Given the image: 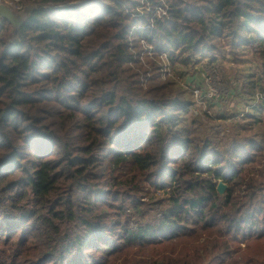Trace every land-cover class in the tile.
Returning a JSON list of instances; mask_svg holds the SVG:
<instances>
[{
    "label": "trees",
    "instance_id": "obj_1",
    "mask_svg": "<svg viewBox=\"0 0 264 264\" xmlns=\"http://www.w3.org/2000/svg\"><path fill=\"white\" fill-rule=\"evenodd\" d=\"M35 1L0 20V264H264V140L221 148L141 62L256 45L264 101V0Z\"/></svg>",
    "mask_w": 264,
    "mask_h": 264
},
{
    "label": "rangeland",
    "instance_id": "obj_2",
    "mask_svg": "<svg viewBox=\"0 0 264 264\" xmlns=\"http://www.w3.org/2000/svg\"><path fill=\"white\" fill-rule=\"evenodd\" d=\"M33 2L36 1L0 0L1 4L9 5L15 9H22L26 4H35ZM143 5L145 3L142 1V8ZM156 12L161 13L158 8ZM228 52L225 53L226 55H220L217 62H213V64H209L211 57L201 58L199 63L201 70L198 69L194 72L197 73V76L194 74L190 77L187 81H191L190 84H186L184 78L179 77L184 69L180 68L178 72L176 69L174 73L172 64L165 56L155 59V56H150L148 52L141 55L142 65L148 72H150L151 66L147 61H155L160 65L159 68L154 69L155 74L162 75V79L173 78L187 91V95L189 94L192 101L195 102V110L199 112L196 114L200 116L201 128L205 127L203 113H209L213 121L206 122L209 124L207 128L210 129L211 135L215 136L219 146L227 150V146L224 145L225 141L228 144L237 145L242 142L255 143L264 140V109L260 110L261 107H264V101H261L259 96L261 91L258 90L256 91L258 94L251 96V94H245V90H243V85L249 76L257 81V86L261 87L260 72L263 58L256 52V45L244 49L237 57H233ZM196 84L201 88L196 87ZM187 99L190 98L187 97ZM256 107L259 108L257 113Z\"/></svg>",
    "mask_w": 264,
    "mask_h": 264
},
{
    "label": "water",
    "instance_id": "obj_3",
    "mask_svg": "<svg viewBox=\"0 0 264 264\" xmlns=\"http://www.w3.org/2000/svg\"><path fill=\"white\" fill-rule=\"evenodd\" d=\"M47 6L42 4H26L20 10H14L10 6L0 4V20H7L12 25V33H17L23 25L29 20L31 14L40 9H46ZM226 186L221 182L217 187L219 194H224Z\"/></svg>",
    "mask_w": 264,
    "mask_h": 264
},
{
    "label": "built area",
    "instance_id": "obj_4",
    "mask_svg": "<svg viewBox=\"0 0 264 264\" xmlns=\"http://www.w3.org/2000/svg\"><path fill=\"white\" fill-rule=\"evenodd\" d=\"M0 4H1V3H0ZM8 6H9V5H8ZM10 7H11V6H10ZM11 8H12V9H14V10H16V11H17V10H20V8H16V9H15V8H13V7H11Z\"/></svg>",
    "mask_w": 264,
    "mask_h": 264
}]
</instances>
